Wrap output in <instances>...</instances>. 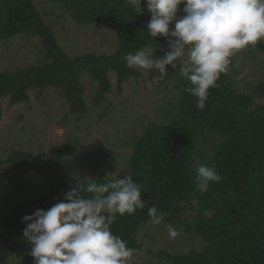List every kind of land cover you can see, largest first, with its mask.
Listing matches in <instances>:
<instances>
[{
	"label": "trees",
	"instance_id": "trees-1",
	"mask_svg": "<svg viewBox=\"0 0 264 264\" xmlns=\"http://www.w3.org/2000/svg\"><path fill=\"white\" fill-rule=\"evenodd\" d=\"M50 1L61 7L60 17H69L81 26L112 30L111 51L70 55L34 0H0V42L34 37L42 53L35 63L0 71V122L2 99L8 98L9 106L28 104L30 91L51 89L60 93L69 105V114L80 121L89 111L85 76L96 82L91 100L94 108L100 107L108 103L109 95L120 96L124 84L141 75L127 67L125 55L150 50L156 57L164 54L161 46L167 50L166 37L153 38L147 32L151 14L146 4H142L144 14L137 15L125 0ZM251 47L264 52V41ZM176 63V69L168 66L163 78L158 70H149L150 79L157 78L159 88H172L179 97L169 103L164 120L149 122L134 137L126 168L120 174L123 178L129 173L134 182L143 185L145 208L132 215H117L111 230L140 252L143 245L138 235L151 223L147 212L155 206L168 213L164 226L171 223L181 234H193L202 244L187 253L153 252L160 260L171 264H264V81L251 92H243L236 87L232 71L222 74L219 86L210 90L206 108L200 111L195 108L196 98L186 91L190 82L179 75L180 61ZM111 72L117 77V90ZM76 151L75 141L68 139L53 146L47 156L14 149L4 161L17 168L18 175L40 176L47 189L0 209V264L13 253L34 262L23 236L26 225L22 217L37 209L47 210L80 181L63 169L65 157ZM102 157L99 163L107 168L117 164L113 152ZM201 165H214L224 177L204 194L196 189ZM105 176L94 178L104 183L119 177Z\"/></svg>",
	"mask_w": 264,
	"mask_h": 264
},
{
	"label": "rangeland",
	"instance_id": "rangeland-1",
	"mask_svg": "<svg viewBox=\"0 0 264 264\" xmlns=\"http://www.w3.org/2000/svg\"><path fill=\"white\" fill-rule=\"evenodd\" d=\"M48 23L54 25L60 44L70 55L88 52H110L113 32L108 28L81 26L69 17H60L61 7L50 0H34ZM181 9L183 5L180 6ZM183 15L182 11L179 13ZM102 32V34H101ZM104 35V39L102 36ZM150 54V50H146ZM42 57L37 38L17 36L0 42V71L15 69L37 62ZM183 59V58H182ZM239 69H232V78L238 90L251 92L264 81V52L249 46L233 58ZM141 75L124 84V91L109 95L103 106L92 104L96 82L85 76L86 102L89 111L80 121L69 114V105L58 91L53 89L30 91V103L9 106V99H2L0 122V209L6 210L19 200L45 193L44 180L35 174L18 175L17 168L4 161L12 150L31 151L49 155L53 146L68 139L75 141L77 151L69 153L63 169L82 181L97 175L119 176L126 168L127 156L132 151L135 136L141 134L151 121H161L168 116L169 103L178 100V92L172 88H159L158 79L149 77V70L137 69ZM246 72L244 79H237ZM113 89L117 90V77L110 73ZM257 102L262 100L257 99ZM104 116H101L103 115ZM117 156V164L107 168L99 159L107 152ZM142 243L139 255H134L129 264H171L160 260L153 252L167 250L172 253H187L192 248H201L200 240L190 233H180L175 239L168 235L161 223H149L139 232ZM5 264L28 263L23 254L13 253Z\"/></svg>",
	"mask_w": 264,
	"mask_h": 264
},
{
	"label": "clouds",
	"instance_id": "clouds-1",
	"mask_svg": "<svg viewBox=\"0 0 264 264\" xmlns=\"http://www.w3.org/2000/svg\"><path fill=\"white\" fill-rule=\"evenodd\" d=\"M137 15L151 14L148 34L167 38V50L153 57L146 50L123 57L130 69L158 70L161 78L168 66L190 82L186 89L196 98L195 108L203 111L210 90L219 86L221 75L233 68V57L249 46L264 41V0H125ZM181 5L183 8L181 9ZM182 11L183 15L179 13ZM174 24V27H173ZM183 58V59H182ZM241 72L237 79H244ZM109 174L105 176L108 177ZM98 178V177H97ZM87 177L63 194V199L47 210L37 209L22 217L23 236L30 244L34 264H129L139 250L127 246L111 225L117 215L134 214L145 208L143 185L133 176L98 183ZM224 177L213 166L197 169L196 189L200 194ZM87 193L89 195H84ZM147 215L153 225L165 221L167 212L153 206ZM170 238L179 234L173 224L165 225Z\"/></svg>",
	"mask_w": 264,
	"mask_h": 264
}]
</instances>
